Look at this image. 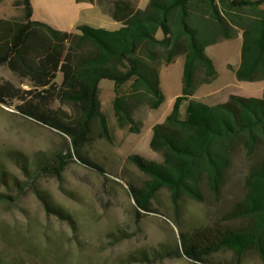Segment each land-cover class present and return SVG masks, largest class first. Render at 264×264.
<instances>
[{
	"label": "trees",
	"instance_id": "obj_1",
	"mask_svg": "<svg viewBox=\"0 0 264 264\" xmlns=\"http://www.w3.org/2000/svg\"><path fill=\"white\" fill-rule=\"evenodd\" d=\"M83 1L104 7L96 0ZM107 2L104 8L120 29L79 25L72 32L33 20L30 0L14 1L22 16L0 18V66L31 87L20 91L0 79V104L68 137L72 152L59 156V170L75 156L104 172L81 154L88 140L114 141L101 110L99 82L114 83L116 128L136 134L142 129L140 111L157 109L164 100L161 64L183 56L182 93L165 121L152 129L149 147L160 160L139 154L126 158L147 178L139 187L126 183L135 214L154 212L152 203L162 190L176 215L186 198L202 201L207 192L218 201L235 156L243 153L248 167L242 201L221 222L179 228L180 252L192 264H222L210 261L222 251L233 257L223 264H241L250 254L264 264V91L261 98L231 95L213 106L190 99L199 85L217 76L205 49L239 32L237 80L264 81V0H149L144 9H136L131 0ZM236 218L247 223L225 224ZM0 264L30 263L0 249Z\"/></svg>",
	"mask_w": 264,
	"mask_h": 264
},
{
	"label": "rangeland",
	"instance_id": "obj_2",
	"mask_svg": "<svg viewBox=\"0 0 264 264\" xmlns=\"http://www.w3.org/2000/svg\"><path fill=\"white\" fill-rule=\"evenodd\" d=\"M96 1L107 7L111 0ZM11 9L16 15L10 18L22 16V11ZM47 10L57 18L61 12L58 26L76 32L70 29L75 13L68 5L60 10L55 0ZM81 21L94 27V10L82 13ZM0 79L20 91L31 87L6 66H0ZM101 87L112 96V81L103 80ZM103 108L114 133L113 143L88 140L81 151L104 170L100 172L75 156L59 170V156L72 152L68 137L0 104V249L30 264H192L180 252L179 228L187 231L221 222L242 201L248 167L244 154L235 156L218 201L207 192L202 201L186 198L176 215L162 190L152 203L154 212L138 216L126 183L139 187L147 178L127 162V152L136 150L145 158L153 152L144 136L132 137V143L123 148L124 136L111 124L114 116L108 102L104 101ZM245 223L240 218L225 222L230 226ZM210 261L232 263L233 257L222 251ZM241 264L263 263L250 254Z\"/></svg>",
	"mask_w": 264,
	"mask_h": 264
},
{
	"label": "crops",
	"instance_id": "obj_3",
	"mask_svg": "<svg viewBox=\"0 0 264 264\" xmlns=\"http://www.w3.org/2000/svg\"><path fill=\"white\" fill-rule=\"evenodd\" d=\"M14 1L16 0H2L0 2V18L7 19L16 15L11 9ZM54 1L55 0H30L32 6V19L45 22L57 30H62L58 26V22L62 21L59 20L61 18V12L59 14V17L57 18L47 10V7H50L51 2ZM131 1L133 2L136 9H144L149 2V0ZM66 5H68L69 8L75 13V17L70 29L75 30L76 27L79 25H88L93 27L92 25L81 21L82 13H88L92 10H94V16L96 17V21L94 22V28H101L108 31H114L120 29L122 26L119 22L113 20L107 11L103 10L102 7H99L97 5L90 4L83 0H59L60 10H62L63 7L65 10ZM262 8L264 9V3L262 5ZM17 10L19 13L22 11L20 8ZM5 12L9 13L8 16L4 14ZM157 36L161 37V33L158 32ZM241 46L242 35L241 32H239L235 38L222 40L216 44L208 46L205 49V53L211 59L216 69L217 76L210 83L199 85L190 99L197 102H201L208 106H213L226 102L231 95L254 98L262 97L264 91L263 80L247 82L239 81L236 78L235 72L239 68L241 62ZM184 62V57L179 56L175 58V60L170 64H161L159 70V79L160 86L164 94V100L157 109L151 110L148 108H143V111H140L139 117L142 121V129L139 133L134 134L129 133L126 129H119L120 134L124 136L123 148L126 144L132 143L130 141L132 137L135 136H144L149 146L152 137L153 127L156 124H160L165 121L166 117L171 113L173 109L176 98L179 97L182 93V75ZM102 82L103 80H101L98 85L101 109L104 107V101L108 102V106L111 107L112 101L115 97L114 87L112 88V96L110 94L105 95L103 93L105 89L101 87ZM110 89L111 88H109V90ZM251 91H255L258 93V95H260L258 97H255L251 96L250 94H246L251 93ZM185 108L186 103H183L179 109L180 115L182 117L185 114ZM104 111L105 110H103V112ZM111 124H115L114 117H112ZM137 153L138 152H136V150H132V152H127L128 155ZM150 157L151 158L146 159L157 161V159L159 158L158 154H156L155 152L151 153Z\"/></svg>",
	"mask_w": 264,
	"mask_h": 264
}]
</instances>
